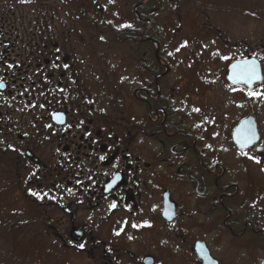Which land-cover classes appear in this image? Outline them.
Here are the masks:
<instances>
[{
  "label": "flooded vegetation",
  "instance_id": "obj_1",
  "mask_svg": "<svg viewBox=\"0 0 264 264\" xmlns=\"http://www.w3.org/2000/svg\"><path fill=\"white\" fill-rule=\"evenodd\" d=\"M148 1L139 0L134 4L130 27L128 25L123 34L111 32L108 25L96 18L92 23L99 33L106 30L113 42L138 50L135 58L132 53V64L138 68L135 76L140 81L134 94L142 110L139 119L136 112L130 113L116 104L130 101L124 96V86L114 76L108 81V69L102 56H108L114 44L107 39L104 42V35L93 30L91 36L86 37L78 35L79 29L76 32L65 30L59 35L66 45L63 52L59 47L57 52L37 57L35 62L33 57L24 61L17 51L20 37L17 19L0 18V136L6 134L0 138V156H15L17 161L25 159L32 165L37 175L28 182L33 187L27 186L24 197L35 200L36 196L31 193L43 190L50 208H57L63 218L68 216L73 220L78 215V220L84 224L79 227L72 224V232L76 228L81 234L76 232L79 241L70 246L78 253L89 254L92 252L89 245H92L93 252H102L103 264H239L241 255L247 256L252 264H264V256L258 257L260 251H264V244L256 240V237H264V226H260L254 216L256 207L246 205L253 199L250 192L253 194L255 186L241 189L236 184L224 185L226 165L221 155L211 150L215 137L219 136L208 135L211 145L207 147L203 141L206 138L198 139L190 129L191 112L186 107L195 104L194 93L187 101L186 91L180 93L176 84H164L172 73V66L161 54L160 43L153 45L155 51L150 54L148 41L152 39L147 38L146 30L151 14ZM72 21L82 23V20ZM98 23L104 30L97 29ZM5 27L9 30L5 31ZM13 31L19 33L16 39H13ZM96 37L101 38L94 41ZM35 41L39 44L37 37L31 43ZM49 42L54 43L52 48H55L56 41ZM27 55L32 56L33 52ZM260 62L264 67L262 60ZM40 66L44 67L39 72L41 85L32 78L29 84L18 86L23 76L26 75L28 81L30 74ZM202 86L207 88L205 83ZM67 101L72 105H67ZM17 107H21L20 110ZM196 107L205 122L217 110L219 115L226 113L224 107L209 109L200 103ZM12 112L21 118V127L27 128L26 133L19 132L15 136L13 124L17 123L11 119L10 124L4 126ZM249 117L254 118L243 115L237 123ZM137 119V135H131V130L121 134L115 131L116 123L130 125ZM216 119L221 122V118ZM133 126L136 128L135 124ZM231 136L232 132L227 139L241 160L253 154L264 165L262 137L256 146L240 151ZM35 138L46 145L45 151L53 153L54 165L45 164L49 157L34 154L31 148ZM53 138L60 141L56 152L47 145ZM42 168L48 175H42ZM148 182L158 187L163 184L155 226L157 234L153 232L155 228L145 227L146 221L151 220L149 196H156L155 190L148 188ZM172 190L177 191V199ZM164 195L172 208H165ZM113 204L115 208L111 207ZM195 216L205 217L208 230L198 224ZM131 224L136 227L131 229ZM115 229H125L130 236L128 241L124 243L121 240L125 238L114 236ZM212 232L219 240L223 235L227 239L229 236L231 241L224 247L225 258L215 256L206 243L207 235ZM168 238L172 248H167Z\"/></svg>",
  "mask_w": 264,
  "mask_h": 264
},
{
  "label": "rangeland",
  "instance_id": "obj_2",
  "mask_svg": "<svg viewBox=\"0 0 264 264\" xmlns=\"http://www.w3.org/2000/svg\"><path fill=\"white\" fill-rule=\"evenodd\" d=\"M138 1L134 0L131 3L129 0H111V2L110 0H0V18L11 16V20L17 19L21 34L13 31V39H16L18 34L20 36L17 51L24 61L33 57L35 62L37 57H45V53L57 52L59 47L62 52L65 50L63 47L66 45L59 38L65 30L76 32V29H79L78 35L82 34L86 37L91 36L90 31L98 32L92 24L95 18L103 24L113 23L119 28L130 25L132 17L130 11ZM150 5L149 10L155 12L148 19L151 20L152 26L148 24L147 37L156 35L161 46V54L169 59L172 66V73L164 84H176L180 93L186 91L187 101L194 93L192 100L195 104L186 107V110L191 112L190 129L198 139L206 138L203 141L207 147L211 145L208 135L219 136V138L215 137L214 147H211V150L219 153L222 162L226 165V174L222 183L236 184L241 189L245 186H255L253 194L250 192L253 199L246 202V205L251 207L252 204L256 207L257 212L254 216L258 224L264 226V165L261 162L257 163L258 158L253 154H247V157L241 160L240 154L227 139V135H231L234 129V126L231 127L232 124L240 121L243 115H253L264 144V83L257 88L252 97V93L240 95V92L244 91L238 89L236 94V89L225 81L226 68L232 60L254 56L264 64V0H152ZM76 13L80 15L77 16ZM71 19L82 20V23L79 25L80 21L70 22ZM97 25L98 30H104L100 23ZM6 30L9 28L5 27ZM108 32L111 33L110 30ZM97 34L104 35L105 37L102 38L114 44L113 49L108 50V52L111 50V53L102 56L104 57L102 62L108 69V81L114 76L115 80L124 86L122 91L130 101L129 103L117 101L116 104L127 108L130 113L136 112L139 119L142 110L134 94L140 87V81L135 76L138 68L132 64V53L135 58L138 50L129 45L113 42L106 30ZM35 37L39 44L36 41L34 44L31 43ZM100 38L96 37L94 41ZM51 39L56 41L55 48H52L54 43L49 44ZM105 46L107 48L106 44ZM165 47L168 49H164ZM153 49L155 51V48ZM32 52V56L27 55ZM66 52L71 53L67 50ZM152 52L151 49V55ZM43 69L44 67L40 66L38 70H34L36 72L30 74L28 81L25 80L26 75L23 76L25 74L23 70V78L18 81V86L29 84L32 78L41 85L39 72ZM149 76L151 77V73ZM146 83L149 84L148 81ZM204 83L207 88L202 86ZM66 103L72 105L69 101ZM198 103L209 109L224 107L226 113L219 115L217 110L214 116L205 122V119L198 115L201 113L196 107ZM20 108L17 107L18 110ZM216 117L221 118V122ZM9 119L17 123L13 124L16 129H13L15 136L19 132L26 133L27 128L21 127V118H17L14 112L4 126L10 124ZM138 119L132 120L130 125H126L127 122L116 123L115 131L121 134L123 131L131 130L129 131L131 135H137ZM106 125L112 126L110 123ZM9 134L14 135L10 132ZM5 135L4 133L0 138L6 137ZM35 139L31 148L34 154L41 158L49 157V162L45 164L54 165L56 162L53 153L45 151L46 145L40 138ZM59 142V139L53 138L47 145L56 152ZM19 146L22 147V142H19ZM25 146L24 141L23 147ZM41 172L42 175H48V171H44L43 168ZM36 175L37 171L25 159L17 161L15 156H0V264H98V261L103 264L102 252H93L92 245H89V250L92 251L89 254L78 253L70 246V242H73L70 237V233H73L72 224L78 227L84 224V221L78 220V215H75L73 220L68 216L63 218L57 212V208H50L41 189L38 193L42 198L37 201L38 203H31L25 199V189L27 186L33 187L28 182ZM147 186L156 193L154 197L149 196L152 222L146 221L148 223L145 225L152 229L158 223L157 214L161 207L159 193L163 184L158 187L153 184L151 186L148 182ZM172 192L177 199V191L172 190ZM190 201L193 203L192 200ZM196 218L199 219L198 224L202 225L204 230H208L209 224H205V217L195 216L194 219ZM129 226L132 229L133 224ZM157 230L158 228H155L153 232L157 234ZM133 234L135 235L134 231ZM113 235L125 238L121 240L124 243L128 241V237L130 238L129 234L125 233V229H115ZM216 237L213 232L208 234L206 243L215 256L225 258L224 247L230 238L228 236L227 239V236L223 235L219 240ZM256 240L264 244V237H256ZM168 241L167 248H172L169 238ZM260 252L261 255L258 257L261 259L264 251ZM93 256L97 260H94ZM240 260L239 264H252L245 255H241Z\"/></svg>",
  "mask_w": 264,
  "mask_h": 264
},
{
  "label": "snow or ice",
  "instance_id": "obj_3",
  "mask_svg": "<svg viewBox=\"0 0 264 264\" xmlns=\"http://www.w3.org/2000/svg\"><path fill=\"white\" fill-rule=\"evenodd\" d=\"M233 72H234L233 80L234 82L237 83H244L251 86L253 81L260 79L258 67L255 61H253L251 64L245 61L243 64L233 65ZM194 111L197 110L194 109ZM255 139H256L255 132L251 129H248L243 132V136L238 141V143H240V146L243 149L246 148L249 144L253 143ZM101 159H103V157H101ZM256 162L259 163L260 161L256 160ZM31 194L37 195L36 193H31ZM37 198H42V197L38 196ZM111 207L115 208L116 205L113 204L111 205ZM133 227H136V225H133ZM80 247H83V245L81 244Z\"/></svg>",
  "mask_w": 264,
  "mask_h": 264
},
{
  "label": "water",
  "instance_id": "obj_4",
  "mask_svg": "<svg viewBox=\"0 0 264 264\" xmlns=\"http://www.w3.org/2000/svg\"><path fill=\"white\" fill-rule=\"evenodd\" d=\"M253 61L256 62L257 64V67H258V71H259V75H260V79L258 80H255L252 82L251 86H249L248 84H244V83H237V82H234L233 80V76H234V72H233V65L229 68V71H228V79L230 80V82H232L233 84H236V85H240V86H243V87H247V88H252L254 86H257L259 83H261L262 81V74H261V68H260V64L256 61V60H247V62L249 64H251ZM245 61L243 62H237L235 63L234 65L236 64H243ZM248 129H251L255 132V135H256V139L253 143L249 144L246 148H241L240 146V143H238V141L242 138L243 136V132L245 130H248ZM233 139H234V143L235 145L241 149V150H246L250 147H253L257 144V142L259 141V136H258V133H257V128H256V124L254 122V120L250 119V120H247V121H244L242 122L238 128L235 130V133H234V136H233Z\"/></svg>",
  "mask_w": 264,
  "mask_h": 264
}]
</instances>
